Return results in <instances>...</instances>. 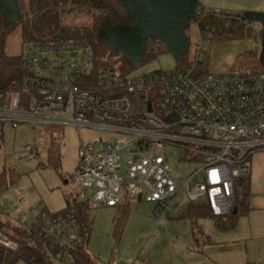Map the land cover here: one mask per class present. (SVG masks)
I'll use <instances>...</instances> for the list:
<instances>
[{"label":"built area","instance_id":"obj_1","mask_svg":"<svg viewBox=\"0 0 264 264\" xmlns=\"http://www.w3.org/2000/svg\"><path fill=\"white\" fill-rule=\"evenodd\" d=\"M22 61L29 76L19 91L0 92V125L72 127L114 138L99 136L84 144L66 177L92 209L116 208L128 198L154 204L155 216L164 218L183 194L187 202H203L214 217L232 213L236 183L248 178L252 155L264 151V67L201 74L198 65L204 61L196 58L186 71L134 78L78 40L27 42ZM170 148L182 149L185 160L198 167L185 177L173 172ZM26 151L36 156L28 146ZM17 214L10 213L8 221ZM40 215L43 246L82 244L72 212ZM0 247L17 248L1 231ZM46 250L53 264H70L60 252Z\"/></svg>","mask_w":264,"mask_h":264},{"label":"rangeland","instance_id":"obj_2","mask_svg":"<svg viewBox=\"0 0 264 264\" xmlns=\"http://www.w3.org/2000/svg\"><path fill=\"white\" fill-rule=\"evenodd\" d=\"M197 12H215L242 15L244 12L264 14V0H198ZM70 26L87 25V20L67 18ZM246 21L240 32L227 39L208 43L201 38L194 22L186 30L189 52L185 61L203 59L207 74H222L236 67L239 54L260 49L262 26L258 22ZM101 44V43H100ZM26 43L21 39L18 29L6 38L5 50L10 56H20ZM104 45V44H102ZM106 46V45H105ZM111 48L102 51L114 60L119 54L111 53ZM177 65L171 55L165 51L153 59L133 69L130 76L146 77L156 71H175ZM42 74L47 75V72ZM53 136L55 147L60 155V166L53 170L47 166L46 150L49 138ZM102 136L105 140L114 138L94 130L74 129H32L28 125L12 129L5 125L2 130L0 146V171L12 168L19 174V181L0 192L2 215H14L12 221L25 227L40 220L41 211L57 213L64 209L65 199L79 194V188L67 180L74 172L79 149L94 138ZM51 144V143H50ZM33 149L36 156L26 151ZM169 168L185 177L198 165L185 160L180 148L166 150ZM120 155L127 160L125 151ZM255 158V156H254ZM250 184L255 178L256 195L248 215L238 216L236 226L229 231L215 229L209 218L199 219L195 230L199 231L198 243L194 242L189 220L178 219L179 210L187 202L180 194L167 208L164 218H157L154 204L128 199L122 207L99 208L90 211L93 221L87 253L96 264H262L264 262V151H260L251 165ZM65 181H67L65 183ZM125 181V180H124ZM82 195L90 198L92 192L83 190ZM78 200L79 196H78ZM3 234L11 239L13 233L6 230ZM206 239L209 243L206 242ZM205 241V242H204Z\"/></svg>","mask_w":264,"mask_h":264},{"label":"trees","instance_id":"obj_3","mask_svg":"<svg viewBox=\"0 0 264 264\" xmlns=\"http://www.w3.org/2000/svg\"><path fill=\"white\" fill-rule=\"evenodd\" d=\"M16 8L19 14L18 21L6 26L3 12L0 8V92L7 93L19 91L23 86V81L29 75L26 71L22 55L10 56L5 50L6 38L15 29L19 30L21 39L27 42L46 40H78L90 45L99 58L112 60L120 64L125 74H130L132 66L122 57L114 60L111 55L102 51L103 47L96 40V33L101 28L103 21H108L112 26L130 25L126 18L125 11L116 0H16ZM67 18L87 20L88 24L70 26L66 24ZM237 18H240L238 20ZM194 22L198 28L201 38L208 42H218L234 36L235 32H240L246 25L242 15H231L224 13L205 12L197 15L189 21ZM186 33V32H185ZM258 47L253 50L243 52L238 55L236 70L262 69L264 62H259ZM167 51L165 47L154 39H149L146 43V52L141 60V64L153 59L156 55ZM189 52V51H188ZM111 53H114L111 50ZM186 57V56H185ZM182 66H177L176 71H186L192 67L193 62L185 61ZM199 63L198 70L201 74H207L206 68ZM234 71V70H232ZM2 128L0 125V146L2 143ZM51 130V129H49ZM50 136L49 145L46 150L47 166L57 170L60 166V155L58 146L55 147L54 138ZM21 178V174L12 168H3L0 171V192L16 184ZM70 181V180H69ZM235 205L237 213H230L223 217H214L208 207L203 202H186L179 210L178 219L189 220L191 223V233L194 242L197 244L199 231L195 230L196 222L199 219L209 218L213 221L216 230L225 232L232 230L236 226L238 216L248 215L250 209L249 201V181L248 178L239 180L235 187ZM93 210L87 201L78 200V194L65 199V207L57 213L45 211L49 217L72 212L79 224L83 234V241L75 248L51 249L42 245L44 225L40 220L30 226L21 227L14 221H8L7 216L2 215L0 208V231L13 233L11 239L16 244V250L10 251L0 247V264H53L49 259V253L56 255L58 252L70 261V264H96L95 260L87 253V245L92 230L93 221L90 218V211ZM205 242V241H204ZM206 242L209 241L206 239ZM63 262L64 260H60ZM113 263V262H112ZM264 264V262L262 263Z\"/></svg>","mask_w":264,"mask_h":264},{"label":"water","instance_id":"obj_4","mask_svg":"<svg viewBox=\"0 0 264 264\" xmlns=\"http://www.w3.org/2000/svg\"><path fill=\"white\" fill-rule=\"evenodd\" d=\"M126 13L130 25L112 26L103 21L96 33V40L111 48L126 60L133 69L141 67L149 39L160 42L177 66H182L188 54L186 30L189 21L196 18L198 0H116ZM5 25H13L19 19L16 0H0ZM203 14V13H202ZM242 17L262 26L259 62H264V14L244 12ZM150 110V108H149ZM169 120V119H168ZM237 213L236 208L232 214Z\"/></svg>","mask_w":264,"mask_h":264},{"label":"crops","instance_id":"obj_5","mask_svg":"<svg viewBox=\"0 0 264 264\" xmlns=\"http://www.w3.org/2000/svg\"><path fill=\"white\" fill-rule=\"evenodd\" d=\"M4 127V126H3ZM2 130H3V128H2ZM260 153V151L259 152H255L253 155H252V157H251V160H250V172H249V176H248V179H250V177H251V175H252V168H251V165L253 164V161L257 158V155ZM254 156H255V158H254ZM256 178V177H255ZM253 179V181H252V183L250 184V182H249V193H250V195H249V201H248V206H249V209L251 210L252 208H257V205H254V203H253V196L254 195H256V191H257V183L255 182V180L256 179ZM67 181H65V183H66ZM256 191H255V190ZM127 201V199H125V200H123L122 201V203H121V205L120 206H118V207H116L117 208V210L120 208V207H122L123 205H124V203ZM14 212V211H13ZM10 213H12V212H10Z\"/></svg>","mask_w":264,"mask_h":264},{"label":"flooded vegetation","instance_id":"obj_6","mask_svg":"<svg viewBox=\"0 0 264 264\" xmlns=\"http://www.w3.org/2000/svg\"><path fill=\"white\" fill-rule=\"evenodd\" d=\"M238 20H240V18H237Z\"/></svg>","mask_w":264,"mask_h":264}]
</instances>
